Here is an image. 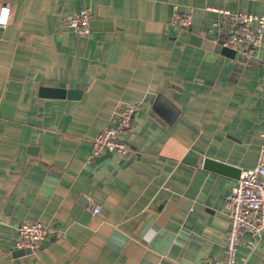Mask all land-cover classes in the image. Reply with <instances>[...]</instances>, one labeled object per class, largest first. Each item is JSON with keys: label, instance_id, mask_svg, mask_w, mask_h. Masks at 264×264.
I'll list each match as a JSON object with an SVG mask.
<instances>
[{"label": "crops", "instance_id": "obj_1", "mask_svg": "<svg viewBox=\"0 0 264 264\" xmlns=\"http://www.w3.org/2000/svg\"><path fill=\"white\" fill-rule=\"evenodd\" d=\"M0 264H228L224 197L257 162L264 138V30L247 58L179 37L221 31L210 7L264 15V0H0ZM174 6L192 24L176 28ZM89 7L108 21L86 35L64 25ZM70 89L51 96L47 88ZM119 102L125 154L89 160ZM90 195L93 201L87 199ZM99 204L97 212L92 210ZM48 230L15 254L16 225ZM232 264H264V230L239 236Z\"/></svg>", "mask_w": 264, "mask_h": 264}, {"label": "built area", "instance_id": "obj_2", "mask_svg": "<svg viewBox=\"0 0 264 264\" xmlns=\"http://www.w3.org/2000/svg\"><path fill=\"white\" fill-rule=\"evenodd\" d=\"M219 14L214 25L221 31V46L242 52L247 58L252 57L261 46L264 15L256 12L233 11L228 8L210 7ZM10 6L0 5V27L9 21ZM91 10L82 7L63 16L62 21L78 35H86L91 31ZM176 28L188 27L192 24L191 11L178 10L174 6L169 20ZM218 39H215L217 41ZM138 102L116 103L107 120V125L94 136L89 160L97 158L103 152L125 154L128 146L118 136L119 129L130 126L132 118L138 114ZM263 128L260 136L264 138V103L262 106ZM87 199L93 201L90 195ZM99 204H94L92 210L97 212ZM224 209L228 217V228L225 233L226 260L232 264L239 236L248 231L260 235L264 230V144L259 149L257 162L254 166L240 171L236 182L229 188L224 197ZM18 239L17 248L34 249L36 242L43 240L48 232L46 226L39 221L21 220L15 227Z\"/></svg>", "mask_w": 264, "mask_h": 264}, {"label": "water", "instance_id": "obj_3", "mask_svg": "<svg viewBox=\"0 0 264 264\" xmlns=\"http://www.w3.org/2000/svg\"><path fill=\"white\" fill-rule=\"evenodd\" d=\"M105 26L110 25V23L108 21H104V20H91L90 21V27L92 29H94L95 27L99 26L100 24H102ZM71 29V27H69ZM180 39L184 40V41H188L192 44L201 46L203 48L206 49H211V50H215V51H219L221 48H224L221 46V39H218L217 41H215V39L217 38V32H213V33H208L205 36H201L199 34H186V32L181 35L179 37ZM227 48V47H226ZM229 50H231L230 48H228ZM49 90V94L51 96H61V97H73L71 96V91L70 89H66V88H60V87H56V88H47ZM205 165H207L208 167H214L215 169H219V171H225V172H232L234 173V175L236 177H238L239 175V168L234 167V166H230L226 163H223L221 161H217V160H213L210 158H206L204 160ZM31 249L30 248H21V249H17L14 253L15 254H22L24 252H29Z\"/></svg>", "mask_w": 264, "mask_h": 264}, {"label": "rangeland", "instance_id": "obj_4", "mask_svg": "<svg viewBox=\"0 0 264 264\" xmlns=\"http://www.w3.org/2000/svg\"><path fill=\"white\" fill-rule=\"evenodd\" d=\"M224 47V46H223ZM224 50H229L228 48L224 47Z\"/></svg>", "mask_w": 264, "mask_h": 264}]
</instances>
